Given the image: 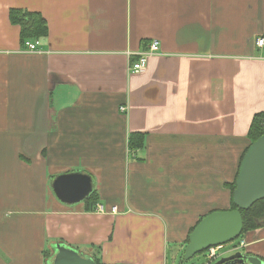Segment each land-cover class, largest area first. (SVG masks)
<instances>
[{
  "label": "crops",
  "instance_id": "1",
  "mask_svg": "<svg viewBox=\"0 0 264 264\" xmlns=\"http://www.w3.org/2000/svg\"><path fill=\"white\" fill-rule=\"evenodd\" d=\"M12 8L45 20L38 51ZM257 38L264 0H0V264H53L57 245L100 264L183 252L200 218L229 207L264 117ZM74 172L94 204L53 202L54 179ZM241 241L264 261V226Z\"/></svg>",
  "mask_w": 264,
  "mask_h": 264
},
{
  "label": "water",
  "instance_id": "2",
  "mask_svg": "<svg viewBox=\"0 0 264 264\" xmlns=\"http://www.w3.org/2000/svg\"><path fill=\"white\" fill-rule=\"evenodd\" d=\"M55 196L64 203L74 204L90 195L91 184L86 176L74 172L58 176L52 184ZM264 199V134L247 148L239 165L232 202L234 210L214 211L200 220L188 236L183 259L189 260L213 247H222L236 240L243 227L240 210H247ZM53 264H96L65 246H56ZM213 264H264V261L243 252H235Z\"/></svg>",
  "mask_w": 264,
  "mask_h": 264
},
{
  "label": "trees",
  "instance_id": "3",
  "mask_svg": "<svg viewBox=\"0 0 264 264\" xmlns=\"http://www.w3.org/2000/svg\"><path fill=\"white\" fill-rule=\"evenodd\" d=\"M8 18L11 24L19 27V39H20V44L22 45V47H24L25 41L42 39L46 37L47 35L46 22L38 13H32V12H28L23 9L12 8L8 12ZM261 119H262V116H258L254 118L251 124V127L248 132V138L250 140V144L253 143L256 139H258L261 135L264 134V129L260 128ZM134 138L135 137L131 135L129 139V148L132 151L142 146V139H139L140 141L136 143L135 140L137 138L135 140ZM245 152L246 150L244 151V153ZM244 153L242 154L240 158L239 165H240V162L242 160ZM239 165H238V169H239ZM238 169H237L234 181L232 182V184L228 185V190L230 193V199H229L230 205L226 210H218V211H227V210L236 209V206L232 202V196H233V191L235 189V180L238 174ZM95 200H96L95 195L93 196L90 195L86 202L89 205H92L95 203ZM240 213H241L242 220H243V227H242V231L239 237L236 239L237 241H239L242 238H245V235H247L249 232L258 230L264 226V199L258 202H255L247 210H240ZM202 218H200L197 221L196 225L200 222ZM195 226L191 229L189 234L193 231ZM187 243H188V237L185 240V244ZM94 262L96 264H100L96 259Z\"/></svg>",
  "mask_w": 264,
  "mask_h": 264
},
{
  "label": "built area",
  "instance_id": "4",
  "mask_svg": "<svg viewBox=\"0 0 264 264\" xmlns=\"http://www.w3.org/2000/svg\"><path fill=\"white\" fill-rule=\"evenodd\" d=\"M255 43H256V46L258 47H264V38H257ZM38 46H39L38 40H28V41H25L24 43V49L25 51H28V52L38 51ZM158 50H159L158 42L156 41L150 42V44L148 45V48L139 54L137 61L131 64V66L129 67L130 71L132 73L143 72L144 69L146 68L148 58L154 55L156 52H158ZM121 110L123 111L124 108H121ZM260 125L262 129H264V117L261 119ZM96 210L98 212H104L101 206H97ZM112 211H115V208H113ZM245 246H246V243L244 241H240L239 247L244 248ZM220 249L221 247H213V248L208 249L206 251V255L208 259L214 260L216 258V252L219 251Z\"/></svg>",
  "mask_w": 264,
  "mask_h": 264
},
{
  "label": "rangeland",
  "instance_id": "5",
  "mask_svg": "<svg viewBox=\"0 0 264 264\" xmlns=\"http://www.w3.org/2000/svg\"><path fill=\"white\" fill-rule=\"evenodd\" d=\"M51 190H52V200L53 202H56V196L53 191V188H51ZM239 241H241V239ZM175 247L176 250H174ZM236 247H237V240H234L231 243L223 245L221 249L216 252V258L214 260L208 259L206 255V251L195 255L189 260H184L182 249L180 248L178 249L177 246L169 242L168 246L164 251L165 264H213L217 259L239 251Z\"/></svg>",
  "mask_w": 264,
  "mask_h": 264
},
{
  "label": "flooded vegetation",
  "instance_id": "6",
  "mask_svg": "<svg viewBox=\"0 0 264 264\" xmlns=\"http://www.w3.org/2000/svg\"><path fill=\"white\" fill-rule=\"evenodd\" d=\"M218 260V259H217Z\"/></svg>",
  "mask_w": 264,
  "mask_h": 264
}]
</instances>
